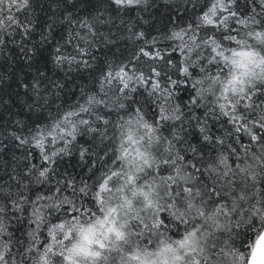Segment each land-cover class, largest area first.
I'll use <instances>...</instances> for the list:
<instances>
[{
	"label": "snow or ice",
	"instance_id": "obj_1",
	"mask_svg": "<svg viewBox=\"0 0 264 264\" xmlns=\"http://www.w3.org/2000/svg\"><path fill=\"white\" fill-rule=\"evenodd\" d=\"M106 3L28 47L33 0H0V54L49 44L45 68L90 76L70 103L68 72L20 84L29 123L0 126V152L24 149L0 175V264H264V0L165 5L159 38L121 15L149 0Z\"/></svg>",
	"mask_w": 264,
	"mask_h": 264
},
{
	"label": "trees",
	"instance_id": "obj_2",
	"mask_svg": "<svg viewBox=\"0 0 264 264\" xmlns=\"http://www.w3.org/2000/svg\"><path fill=\"white\" fill-rule=\"evenodd\" d=\"M151 7H145L143 11L137 9L122 15L123 19L131 17L132 21L137 24L140 30L145 31L151 36H162L164 26L168 23L169 9L165 5H171L173 9L181 3V0H149ZM72 5H75L73 7ZM106 0H33V7L29 12V17L36 24V31L32 33V42L28 47L35 45L40 39V32L46 31L49 24L55 25L53 32L54 40L59 41L61 35H67L70 30V25L64 19L66 15H71L76 19H80L89 14H95L97 10L107 8ZM183 10L182 8L180 9ZM112 13L109 12V15ZM172 18L175 19V12ZM109 25L103 28L102 31L107 34ZM169 27H171L169 25ZM113 31H115L113 29ZM163 46H167V42L161 41ZM117 47L124 48L123 42H118ZM114 51L116 49H113ZM51 47L49 44L44 45L38 52L32 62L26 61L20 54L16 45L9 44V47L0 54V126L4 130L12 131L17 127L16 121L29 123V112L27 105L29 103L25 95V89L20 87L21 83H26L35 75L37 68L41 71H48L50 68L56 73V78L64 82L65 72L67 69L60 71L55 69L51 63L48 67H44L42 56H50ZM109 58L111 53L105 52ZM103 55V54H101ZM178 57V53L176 54ZM175 58V57H174ZM29 63L32 64L29 67ZM52 74L51 72L49 73ZM69 80L66 83L68 90V102L72 100L71 92L78 91L77 86L80 84H90V76L87 71L81 69L78 72H68ZM184 95V92H181ZM186 98V96H185ZM3 143L7 146L3 152H0V175L4 174L5 170H10L16 167L17 158L23 156L24 149L17 148L14 142L5 139ZM81 143H84L82 140ZM78 160V158H77ZM77 171L83 173V169L77 168Z\"/></svg>",
	"mask_w": 264,
	"mask_h": 264
}]
</instances>
